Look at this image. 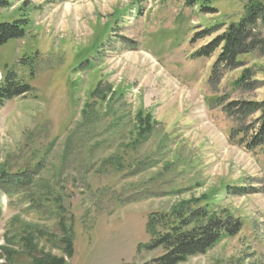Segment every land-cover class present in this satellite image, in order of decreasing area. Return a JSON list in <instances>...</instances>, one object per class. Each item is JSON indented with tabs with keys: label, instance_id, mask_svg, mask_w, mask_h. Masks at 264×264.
<instances>
[{
	"label": "rangeland",
	"instance_id": "1",
	"mask_svg": "<svg viewBox=\"0 0 264 264\" xmlns=\"http://www.w3.org/2000/svg\"><path fill=\"white\" fill-rule=\"evenodd\" d=\"M5 1L24 36L0 46V85L30 91L0 107V264H156L150 217L214 193L241 229L181 264H264V147L230 140L221 107L264 99V54L214 89L219 51L194 55L247 0Z\"/></svg>",
	"mask_w": 264,
	"mask_h": 264
},
{
	"label": "trees",
	"instance_id": "2",
	"mask_svg": "<svg viewBox=\"0 0 264 264\" xmlns=\"http://www.w3.org/2000/svg\"><path fill=\"white\" fill-rule=\"evenodd\" d=\"M72 1V0H63ZM27 3V2H26ZM195 3L189 0L188 4ZM202 4V1H201ZM8 6V2H0V6ZM207 10V8H203ZM20 20L12 23H0V46L12 39L24 36ZM264 0H247L243 12L237 21L229 23L225 30L215 37L207 46L196 52L195 57L209 58L219 51L210 71L209 85L214 89L220 84L222 77L219 70L224 73L241 67L242 57L255 53L264 54ZM210 29L197 34L196 39H201ZM200 37V38H199ZM252 76L249 69H245L240 78L234 82V87L245 84ZM256 82L253 83L255 85ZM29 85L14 83L7 78L0 85V107L3 102L16 97L27 95ZM252 89H255L253 86ZM220 100H218L219 102ZM223 113L233 119L240 128L231 132L230 140L241 131L245 138L239 142L247 151L264 147V99L261 101H232L222 106ZM248 117L253 121L242 126ZM246 188L227 187L224 192L233 196H246ZM216 193L210 200L201 205L192 200L188 204L178 207L168 214L158 213L150 217L147 230L150 232L149 249L161 248L163 253L156 264H181L191 257L203 255L222 240L234 237L241 229L239 220L232 221L226 210L219 214L214 213L217 206ZM209 197V198H210ZM214 199V201H213Z\"/></svg>",
	"mask_w": 264,
	"mask_h": 264
}]
</instances>
